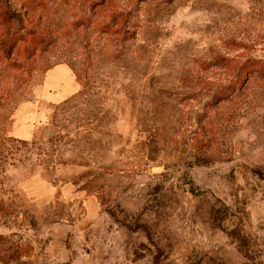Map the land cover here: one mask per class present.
I'll return each instance as SVG.
<instances>
[{"label":"rangeland","instance_id":"obj_1","mask_svg":"<svg viewBox=\"0 0 264 264\" xmlns=\"http://www.w3.org/2000/svg\"><path fill=\"white\" fill-rule=\"evenodd\" d=\"M259 6L0 0V264H264Z\"/></svg>","mask_w":264,"mask_h":264},{"label":"crops","instance_id":"obj_2","mask_svg":"<svg viewBox=\"0 0 264 264\" xmlns=\"http://www.w3.org/2000/svg\"><path fill=\"white\" fill-rule=\"evenodd\" d=\"M44 87L48 99L61 100L77 91L79 84L68 65L58 64L47 71Z\"/></svg>","mask_w":264,"mask_h":264},{"label":"trees","instance_id":"obj_3","mask_svg":"<svg viewBox=\"0 0 264 264\" xmlns=\"http://www.w3.org/2000/svg\"><path fill=\"white\" fill-rule=\"evenodd\" d=\"M259 3V8L264 11V0H256ZM228 61V64H227ZM239 64L238 78L244 73L248 75H256L262 77L264 75V58H247L246 60H235L234 58H227L226 65L229 66L232 63ZM237 64V65H238Z\"/></svg>","mask_w":264,"mask_h":264}]
</instances>
